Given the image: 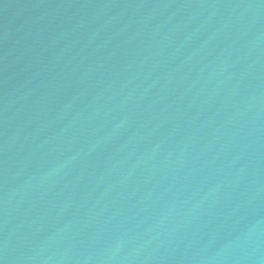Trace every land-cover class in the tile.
Segmentation results:
<instances>
[{"label":"water","instance_id":"obj_1","mask_svg":"<svg viewBox=\"0 0 264 264\" xmlns=\"http://www.w3.org/2000/svg\"><path fill=\"white\" fill-rule=\"evenodd\" d=\"M0 264H264V0H0Z\"/></svg>","mask_w":264,"mask_h":264}]
</instances>
